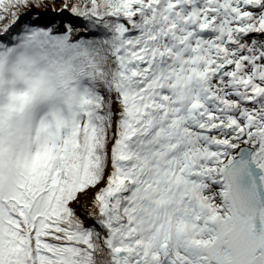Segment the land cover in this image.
<instances>
[{
	"label": "snow or ice",
	"instance_id": "6c2138e0",
	"mask_svg": "<svg viewBox=\"0 0 264 264\" xmlns=\"http://www.w3.org/2000/svg\"><path fill=\"white\" fill-rule=\"evenodd\" d=\"M0 264H264V0H0Z\"/></svg>",
	"mask_w": 264,
	"mask_h": 264
}]
</instances>
